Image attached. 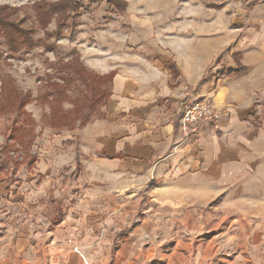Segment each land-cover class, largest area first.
Masks as SVG:
<instances>
[{
  "label": "crops",
  "instance_id": "0c3cea01",
  "mask_svg": "<svg viewBox=\"0 0 264 264\" xmlns=\"http://www.w3.org/2000/svg\"><path fill=\"white\" fill-rule=\"evenodd\" d=\"M183 4L142 8L152 14L136 22L134 53L85 61L115 73L102 118L37 126L31 168L0 158V264H264V13H214L207 25ZM178 9L196 16L174 37L147 30ZM234 55L248 69L239 78L227 77ZM212 68L225 72L218 85ZM178 82L212 102L218 129L185 140L165 123Z\"/></svg>",
  "mask_w": 264,
  "mask_h": 264
},
{
  "label": "rangeland",
  "instance_id": "374dc122",
  "mask_svg": "<svg viewBox=\"0 0 264 264\" xmlns=\"http://www.w3.org/2000/svg\"><path fill=\"white\" fill-rule=\"evenodd\" d=\"M68 1H71L72 10L67 9L65 15L63 11L49 14L43 10L47 8L46 6ZM124 1L127 3V9L117 11L109 5L108 0H0L3 18L13 27L11 40L5 32H2L3 28L0 29V107L8 102L11 103L9 108L5 107L4 115L0 116L2 118L0 128L6 130L9 126H13L14 122L18 126L23 124L28 130L35 131L36 139L40 136L37 126L43 130L51 127L58 132L74 131L85 127L95 119L102 118L103 110L110 98L115 73L101 75L88 67L85 61L115 60L120 58L122 53H127V48L131 53L137 51L134 43L140 35L136 31L145 26L138 27L136 22L149 20L152 14L144 13V7L149 10L152 5L158 4H195L190 12H204L196 21L207 25L214 21L212 18L214 13L222 12L225 19H231L238 14L247 22L252 13H264V3H262L264 0ZM183 13L185 11L182 9L163 11L160 13L162 15L160 23L152 27L150 24L147 30L150 33L161 31L167 37H174L175 26L181 29L183 24L195 21L196 15L187 17L183 16ZM17 27L29 33L31 49L26 39L17 32ZM252 28V25L247 23L241 26L240 30L249 31ZM47 47L52 49L48 50ZM76 58L77 64L74 67L65 66ZM215 63L217 66L219 61ZM224 76L225 72L215 71L213 68L208 72V77H213L217 85L225 79ZM57 86L66 87L65 93L68 97L62 104V108L68 113L66 120L68 123L63 130L53 127L50 107V102L58 93ZM20 92L29 93L32 98V101L25 106L28 116L17 111L19 102L16 97ZM84 123L86 124L81 126ZM35 139L28 136L25 140L26 145H16L9 155L3 154L2 147L0 158L12 163L16 168L15 164L25 162L27 155H32ZM31 141L32 147L29 146ZM20 153H22L21 160L17 157ZM6 171L9 169L6 168ZM256 184L253 183L251 189L258 190L260 185ZM213 207L214 205L207 206L203 210L207 211ZM259 215L264 214L260 213L256 216ZM204 218L205 224L214 220L213 218L210 220V215ZM195 233L192 230L189 232L190 236L197 234Z\"/></svg>",
  "mask_w": 264,
  "mask_h": 264
},
{
  "label": "trees",
  "instance_id": "16d2710c",
  "mask_svg": "<svg viewBox=\"0 0 264 264\" xmlns=\"http://www.w3.org/2000/svg\"><path fill=\"white\" fill-rule=\"evenodd\" d=\"M108 3L111 7L116 9L117 11H125L127 9V3L124 0H108ZM46 6V5H45ZM42 7V5H41ZM47 8H44L45 13L49 14H57L60 11L64 12V15L68 10H72V4L71 1L68 2H62L60 4H54L50 6H46ZM42 9V8H41ZM3 28L2 32H5L9 38V40L12 39V26L5 22V19L3 18L2 11L0 10V29ZM17 32L23 36L26 39V43L31 49L32 42L29 39V33L19 30V28H16ZM30 41V42H29ZM48 50H51L52 47H47ZM240 55H235L234 60L238 65V70L230 72L229 76L230 78H239L240 76L246 74L248 72V69L245 68L241 62H240ZM77 64V58L76 60L72 62H68L65 64L67 67H74ZM113 75V74H112ZM113 77V76H112ZM111 77V78H112ZM58 89L57 95L54 97V99L50 102L51 107V113L53 114V127H56L59 130H63L67 126V112L62 108V104L64 101L67 100L68 97H66V87L64 86H57ZM16 99H18L19 107H18V113L25 114V116H28L29 114L25 111V106L29 104L32 101V98H30L29 93H18ZM10 102L7 104H4L0 107V116L4 115L5 107H8ZM9 108V107H8ZM2 121V118L0 117V123ZM86 123L82 124L81 126H84ZM32 125V123L30 124ZM33 130H28V128H25L24 125H19L14 122L13 126H9L6 128L4 132L5 137V146L2 149V152L4 155H9V153L15 148L16 145H26L25 140L28 138V136L34 137ZM33 143L32 141L29 142V146L32 147ZM37 161V157H34L30 154L27 155V159L25 162H21V164H15L16 169H18L22 164H27L30 168L35 164ZM7 163V162H6ZM6 163L2 164V168H6Z\"/></svg>",
  "mask_w": 264,
  "mask_h": 264
},
{
  "label": "built area",
  "instance_id": "2783aa9c",
  "mask_svg": "<svg viewBox=\"0 0 264 264\" xmlns=\"http://www.w3.org/2000/svg\"><path fill=\"white\" fill-rule=\"evenodd\" d=\"M177 87L178 104L174 110L168 108L164 118L165 123H178L181 138L185 140H188L192 134L197 133L203 126L218 129L221 115L212 102L207 99L193 100L192 93L183 83L178 82ZM17 157L21 160L22 153L17 154ZM75 250L78 251L79 249L75 248Z\"/></svg>",
  "mask_w": 264,
  "mask_h": 264
}]
</instances>
